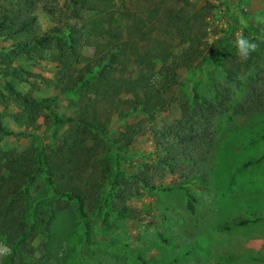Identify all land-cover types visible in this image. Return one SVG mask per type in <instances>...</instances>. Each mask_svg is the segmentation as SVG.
<instances>
[{
    "label": "rangeland",
    "instance_id": "obj_1",
    "mask_svg": "<svg viewBox=\"0 0 264 264\" xmlns=\"http://www.w3.org/2000/svg\"><path fill=\"white\" fill-rule=\"evenodd\" d=\"M205 1L214 6L203 17L192 18ZM190 2L115 0L114 31L120 38L115 39L126 45L122 58L127 71L122 76L115 71L112 81L118 83L120 76L134 80L132 91L120 96L139 100L138 110L121 117L131 108L121 104L122 113H111L84 177L95 181L97 199L110 189V180L100 178L105 166L101 158L109 162V173L118 166L124 176L136 174L125 199L126 217L106 213L99 218L87 199V231L73 204L58 211L46 230L47 187L39 176L30 186L28 201L37 222L33 250L13 251L1 237L0 264H142L139 258L147 264H264V0ZM32 3L39 33L60 28L65 39L78 38L81 59L93 54L94 46L87 44L92 38L90 13L75 16L69 0H0V10H24ZM182 5L185 10H179ZM170 9L183 13L185 22L175 26L167 17ZM134 27L138 32L128 34ZM241 33L260 45L243 61L234 47ZM21 39L0 36V92L6 78L2 62ZM12 66L36 74L24 73L19 90L39 100L53 98L55 113L72 115L64 83L57 81L56 62L31 52L14 58ZM150 93L157 101L151 111L140 103ZM198 99L216 103L217 111L203 112ZM16 110L11 100L0 105L3 123L13 132L0 141L5 149L56 147L68 128L52 121L46 125L43 117L32 125L17 124L12 118ZM178 120L177 136L162 137ZM131 123L137 124L131 144L116 152L111 145L116 146L118 132ZM184 132L193 139L184 138ZM163 140L173 152L168 165L158 163ZM243 219L249 222L239 224Z\"/></svg>",
    "mask_w": 264,
    "mask_h": 264
},
{
    "label": "trees",
    "instance_id": "obj_2",
    "mask_svg": "<svg viewBox=\"0 0 264 264\" xmlns=\"http://www.w3.org/2000/svg\"><path fill=\"white\" fill-rule=\"evenodd\" d=\"M173 1L178 4H192L190 0ZM69 2L73 5L75 16H79L80 11L90 13L89 34L92 38L87 40V44L94 46V52L83 59L78 53V38L69 36L68 40L65 39L60 28H52L42 33L37 31L36 16L33 14L35 3L26 4L24 10H0V36L22 38L16 42L17 50L6 55L2 62L5 65L3 74L6 78L3 84L4 90L0 92V105H5L7 100L14 103L17 110L12 114V118L17 124L32 125L36 123L38 117H43L46 125L49 121L55 126L68 125L56 147L30 145L22 151H15L0 146V238H4L13 251L19 249L21 253L23 250L29 253L33 250L32 241L35 238L37 222L33 220L35 212L30 208L28 201L30 186L39 176L43 177L47 187L45 198L47 218L44 221L46 230L58 211L73 204L77 214L84 219L87 231L89 228L87 199L92 202L93 215L100 218L106 213H115L125 218L128 210L125 199L133 191L131 179H137L134 173L129 176L121 174L118 166L109 173L110 164L103 157L101 161L105 162V166L101 170L100 178L110 180L108 184L110 189L106 196L101 194L96 199L93 194L95 181L88 182L84 177L85 171L99 151L103 135L107 133L106 126L111 113L116 111L122 113L121 104H131L128 112L122 113L121 117L131 115L138 110L139 100L120 96L122 92L132 91L134 80L130 77H121L127 71V62L122 58L126 56V45L119 42L120 38L115 36V31H118L115 25L117 18L114 16L118 7L115 0H69ZM185 6L182 5L179 10H185ZM213 6L211 2L205 1L195 14H192V18L197 15L203 17ZM173 10H168L167 17L174 21L175 26H178V23L183 24L186 17L183 13L178 15V11ZM114 26L115 29H112ZM186 29L189 30L190 26L187 25ZM131 30L127 29V33L138 32L135 27ZM99 37H102L101 41L98 40ZM46 50L52 52L48 58L43 55ZM31 52L36 53L41 60H50L58 64L57 81L64 83L62 90L69 95L70 106L73 108L71 116L55 113L53 98L46 97L39 100L32 92H22L18 89L17 84L26 81L24 73L36 74L12 66V61L21 54L29 55ZM115 71L121 74L118 83L112 81ZM154 97L152 93L147 94L145 102H140L141 108L148 107L149 111L156 109L157 101L153 102L156 100ZM199 103L203 112L207 111L213 115L217 111L216 103L208 100H199ZM136 125L127 124L123 131L118 132L116 146L114 143L111 145L116 152L125 150L131 144ZM179 125H181L180 120L167 126V131L161 133L162 137L176 135V127ZM12 133L4 125L3 114L0 112V141ZM183 135L184 138L188 136L193 139V136L185 132ZM159 140L160 137L157 138V141ZM118 142L121 144L117 145ZM160 145L164 155L158 163L168 165L173 152L168 141L163 140ZM170 187L166 189L170 190ZM107 205L109 208L106 207ZM111 205H115L114 210ZM187 207L191 212L194 211L190 200L187 201ZM248 222L243 219L238 223ZM139 259L142 264H147Z\"/></svg>",
    "mask_w": 264,
    "mask_h": 264
},
{
    "label": "clouds",
    "instance_id": "obj_3",
    "mask_svg": "<svg viewBox=\"0 0 264 264\" xmlns=\"http://www.w3.org/2000/svg\"><path fill=\"white\" fill-rule=\"evenodd\" d=\"M259 43L255 39L246 37L245 35L237 34L234 40V47L236 54L241 60H247L252 53L256 52L259 48Z\"/></svg>",
    "mask_w": 264,
    "mask_h": 264
}]
</instances>
